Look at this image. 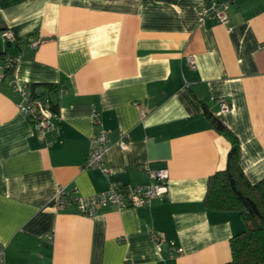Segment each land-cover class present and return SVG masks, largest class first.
<instances>
[{"label": "crops", "instance_id": "0c3cea01", "mask_svg": "<svg viewBox=\"0 0 264 264\" xmlns=\"http://www.w3.org/2000/svg\"><path fill=\"white\" fill-rule=\"evenodd\" d=\"M203 1L0 0V64L20 55L0 81V250L8 263L231 259L230 238L244 223L235 211L204 204L230 142L204 107L237 136L249 182L264 178V0H227L226 24L202 21ZM5 29L15 42L2 39ZM33 37L43 39L36 49L27 43ZM11 76L56 103L57 132L38 135L16 106ZM47 84L62 86V97ZM95 112L108 130V176L84 167L100 128ZM158 168L168 170V194L147 206H108L89 217L75 203L58 204L59 191L72 197L104 192L113 182L148 185ZM152 231L165 235L160 250Z\"/></svg>", "mask_w": 264, "mask_h": 264}, {"label": "built area", "instance_id": "2783aa9c", "mask_svg": "<svg viewBox=\"0 0 264 264\" xmlns=\"http://www.w3.org/2000/svg\"><path fill=\"white\" fill-rule=\"evenodd\" d=\"M229 2L227 0H204L198 7L197 14L202 21L213 20L222 24L229 21L228 17ZM2 39L8 43L15 42L16 37L10 30L1 32ZM43 42L41 37L29 38L27 43L31 49H36ZM20 55H5L3 63L0 64V81L6 75H11ZM188 62L194 67L193 55L187 56ZM9 86L17 93L18 99L16 106L19 111L28 118L33 124L38 135L44 139L50 131H58L61 120L60 113L53 103L50 96L46 93H34L27 83H19L13 79L9 80ZM57 99H60L64 93L62 86H57ZM220 112L228 110V103L224 97L217 99ZM145 111H140L143 116ZM94 123L100 125L96 134L91 138L88 155L84 161V167H97L106 176L111 173V169L106 164V155L110 145L108 143V130L101 125L99 113H94ZM119 145L124 148L127 145L126 137L120 135ZM152 182L148 185H122L119 182H113L110 188L104 192L94 193L86 196L65 197L62 192H58V204L63 207L67 202L75 203L78 212L89 217L97 214L99 208L115 206L118 209L127 207H143L150 204L154 198L163 197L168 194L169 173L166 168H158L149 171ZM152 238L156 248L161 249V244L165 241V235L162 231H152ZM48 238L51 239V236ZM176 252H181L176 248ZM0 264H11L5 260L4 250H0Z\"/></svg>", "mask_w": 264, "mask_h": 264}, {"label": "trees", "instance_id": "16d2710c", "mask_svg": "<svg viewBox=\"0 0 264 264\" xmlns=\"http://www.w3.org/2000/svg\"><path fill=\"white\" fill-rule=\"evenodd\" d=\"M46 86L57 89V85ZM204 112L230 142L226 167L209 177L204 204L214 211H235L244 223V228L230 238L231 259L223 264H264V178L249 182L240 166L237 136L206 107Z\"/></svg>", "mask_w": 264, "mask_h": 264}]
</instances>
